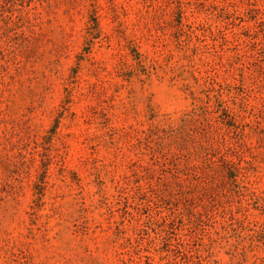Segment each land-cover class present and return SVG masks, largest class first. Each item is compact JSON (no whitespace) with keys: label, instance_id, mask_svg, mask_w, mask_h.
<instances>
[{"label":"rangeland","instance_id":"obj_1","mask_svg":"<svg viewBox=\"0 0 264 264\" xmlns=\"http://www.w3.org/2000/svg\"><path fill=\"white\" fill-rule=\"evenodd\" d=\"M0 264H264V0H0Z\"/></svg>","mask_w":264,"mask_h":264}]
</instances>
